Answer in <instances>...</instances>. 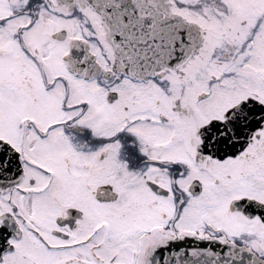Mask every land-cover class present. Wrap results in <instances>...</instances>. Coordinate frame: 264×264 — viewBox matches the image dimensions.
Here are the masks:
<instances>
[{"label": "snow or ice", "instance_id": "snow-or-ice-1", "mask_svg": "<svg viewBox=\"0 0 264 264\" xmlns=\"http://www.w3.org/2000/svg\"><path fill=\"white\" fill-rule=\"evenodd\" d=\"M0 264H264V0H0Z\"/></svg>", "mask_w": 264, "mask_h": 264}]
</instances>
